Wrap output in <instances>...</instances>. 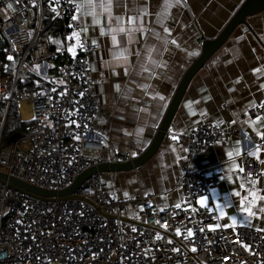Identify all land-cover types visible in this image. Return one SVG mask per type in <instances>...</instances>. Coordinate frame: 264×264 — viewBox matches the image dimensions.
I'll list each match as a JSON object with an SVG mask.
<instances>
[{"label": "built area", "instance_id": "2783aa9c", "mask_svg": "<svg viewBox=\"0 0 264 264\" xmlns=\"http://www.w3.org/2000/svg\"><path fill=\"white\" fill-rule=\"evenodd\" d=\"M46 2L53 15L49 22ZM73 15L77 20H72ZM55 23L60 24L57 31ZM74 31L79 40L68 39ZM0 33L19 60L14 79L0 81V98L9 97L10 104L15 95L18 103L30 105L32 114L27 135L0 148V172L60 192L92 167L126 162L143 153L132 142L128 152L115 157L106 150L103 136L112 117L96 95L91 62L100 45L89 41L73 0H0ZM80 43L83 48L77 46ZM69 45L75 47V57ZM30 61L40 65L35 74L48 85L24 96L16 92V84L20 73L31 70ZM60 62V72L51 73L50 65ZM262 103L264 99L243 118L264 117ZM230 135L244 139L241 130L214 122H201L177 133L187 143L189 161L226 146ZM250 142L241 154L244 171L239 180L245 185L264 175V161L256 155L264 139L253 136ZM222 177V173L186 167L171 192L130 199L116 198L101 173L86 179L74 197L54 200H41L0 183V264H264V229L224 227L212 218L218 215L215 210L198 206L200 196L209 201L212 186ZM176 191L183 194L180 208L160 201ZM209 223L221 227L210 230ZM178 227L180 236L176 235ZM189 228L191 237L187 236Z\"/></svg>", "mask_w": 264, "mask_h": 264}, {"label": "crops", "instance_id": "0c3cea01", "mask_svg": "<svg viewBox=\"0 0 264 264\" xmlns=\"http://www.w3.org/2000/svg\"><path fill=\"white\" fill-rule=\"evenodd\" d=\"M244 1L185 0L184 6L170 8L164 19H160L158 13L165 0H122V7L112 9L113 20L102 15L99 23H94L90 15L79 13L89 41L95 40L100 45V50L92 53L91 62L96 95L112 117L103 136L111 157L128 152L131 142L142 151L150 146L182 77L201 55L203 41L218 37ZM113 2L115 4L116 0ZM137 8H143L145 14L139 16L135 24H129L127 18L135 15ZM117 16L121 17L125 28L137 30L131 35L115 33L118 43L114 44L109 25L117 26L114 19ZM248 22L249 26H240L194 77L156 156L134 172L115 173V176L104 174L108 183H115V192L111 190L116 198L171 192L183 170L190 167L203 169L207 174H223L220 182L211 188L208 207L198 203L201 209L216 211L217 204H229L226 214L241 217L239 198L233 193L240 191L247 195L252 187L251 182L244 188L239 187L241 154L251 146L250 138L258 136L257 131H264V120L250 123L255 118H243L264 99L261 87L264 84V12L249 18ZM165 27L170 29V35L163 31ZM124 49L127 59H117ZM30 63L31 66L35 64ZM57 66L58 63L50 65V72L58 74ZM257 68L261 72H257ZM161 96L165 99L161 100ZM18 104L22 121L29 122L30 119H23L21 103ZM201 122L241 130L244 139L230 135L226 146L212 148L189 161L187 143L181 142L177 133ZM256 155L264 161V147L257 149ZM137 173L142 180L140 186L136 181ZM255 182L259 193L264 195V175ZM125 191L128 197L124 196ZM165 200L181 205L183 194L176 191L160 199ZM261 206L264 201L254 206L257 216L253 218L255 226L252 228L264 229L261 227L264 214L259 213ZM220 223L231 224L226 217H221Z\"/></svg>", "mask_w": 264, "mask_h": 264}, {"label": "water", "instance_id": "95a60500", "mask_svg": "<svg viewBox=\"0 0 264 264\" xmlns=\"http://www.w3.org/2000/svg\"><path fill=\"white\" fill-rule=\"evenodd\" d=\"M262 12H264V0H245L238 11L235 13V15L232 17V19L228 22L226 27L223 29V31L218 35V37H216L215 39L206 40H204L203 38L204 41L202 44L201 55L189 67V69L182 77L152 143L145 151H143L140 156L126 162L104 163L97 167H92L82 173L71 187L60 192L39 188L21 179L9 176L8 174L3 172H0V183L8 184L10 187L17 191H21L27 195L35 196L41 200H54L56 198L64 199L74 197L73 194L78 190L83 182L96 173H126L141 169L149 161H151L160 150L194 77L205 67L208 61H210V59L228 42V40L240 26L243 25L248 27V19ZM7 113L8 111L5 114V119L0 130V141ZM20 137V133L14 134L7 141V145L10 146L14 144L18 139H20Z\"/></svg>", "mask_w": 264, "mask_h": 264}, {"label": "snow or ice", "instance_id": "6c2138e0", "mask_svg": "<svg viewBox=\"0 0 264 264\" xmlns=\"http://www.w3.org/2000/svg\"><path fill=\"white\" fill-rule=\"evenodd\" d=\"M73 2L75 3V11L76 13H81L83 12L85 15H90L93 19L94 23H99V17L102 15H107L108 19L111 21L113 20V16H112V9L113 7H122V0H116L115 4L113 2V0H79V2H75V0H73ZM185 0H165L164 4L161 6V11L160 13H158V16L160 19H164L168 16V10L170 8L173 7H182L184 6ZM135 11V15L133 16H129L128 19V23L129 24H135L136 20L138 19L139 16L144 15L145 11L143 8H137L134 10ZM72 20H77V16L73 15ZM116 21V27H112L111 24L109 25V30L113 33L112 35V41L114 44L118 43L117 41V35L115 33H126L128 35H131V33L133 31H136V28H125L123 26V22L121 17L117 16L114 18ZM101 34H104V29L101 28ZM163 31L170 35V29L168 27H165L163 29ZM72 37H76L77 40H79V33L77 32H72L70 36H68V39L71 40ZM93 44L96 43L95 40L92 41ZM173 44L176 43L175 40L172 41ZM80 48H83L84 45L82 43L77 45ZM59 51V49H58ZM68 51L70 53H72L73 57H75L76 52H75V47L72 45H69L68 47ZM126 52L127 50L124 49L121 51V53L119 54V56H117V59H127L126 56ZM190 55H195V53H190ZM9 60H13L12 56L8 57ZM39 69H40V65H36L35 66V70L37 71V74H39ZM257 72H261L260 68L256 69ZM61 83H64L63 81H61ZM119 88V86H117ZM262 88H264V84L261 85ZM53 92H56V89L53 88L52 89ZM67 89H65L64 92H61L60 95L63 96L65 95ZM43 95V93H41ZM83 92L78 93V95H80L81 97L83 96ZM49 101L51 102L52 97L49 96L48 97ZM161 100H164L165 97L161 96L160 97ZM75 103V102H74ZM189 104H191V101H189ZM261 108H264V103H262L260 105ZM36 117L33 116V119H35ZM262 120H264V118H262L260 115H257L255 117V121L252 122L250 121V123H257V122H261ZM73 123H77L75 121H73ZM77 127H79V124L77 123ZM142 131V130H141ZM256 135H258L261 139H264V131H257ZM76 139H80L79 135L76 136ZM173 139L175 140L176 137L173 136ZM258 151H259V146H258ZM229 156H232V153L229 152L228 153ZM240 172H243L244 169L242 167H240L238 169ZM252 187L251 189L248 191L247 195H242L240 191H236L233 193V195L235 197L239 198V205H240V212H241V217L238 219L236 215H232V214H226L225 212V208L230 207L229 204H217L216 205V212H218V215H213V219H215L216 221H219L221 217H226L227 221L231 222V225L235 226V225H240V226H244V227H248V228H252L254 227V220L253 218L257 216V211L254 210V206L257 204L258 201H264V195H261L259 193V191L257 190V188L255 187L256 182L255 181H251ZM240 188H244L245 184L241 183L239 185ZM124 196L128 197L129 193L127 191L124 192ZM207 197L205 196H200L199 200L197 201L200 205L205 206L206 208L208 207L207 204ZM176 208H180L181 205L180 204H176L175 205ZM141 208H143V206H141ZM161 211H163V208L160 209ZM208 211L211 212L212 209L208 208ZM259 213L264 214V206H261L259 208ZM18 223H21V221H17ZM157 223L159 224L160 221L158 220ZM224 227H227L228 224L225 223L223 225ZM207 227L211 230L214 228H220L221 224L220 223H216V224H212L209 223L207 225ZM261 227H264V225H262ZM258 231L260 229H257ZM132 231H136V228L133 227ZM204 229L203 227H201L200 232L203 233ZM176 235L180 236L181 235V231L180 228H176ZM187 236L191 237L193 236V232L192 229H187ZM156 239L159 240L161 239V235L160 233H156ZM171 241H169L170 243ZM243 246L245 248H249L250 246L247 243H244ZM197 249L195 247L192 248V251L195 252ZM148 250L146 249L145 252H147ZM173 251H179V249H173Z\"/></svg>", "mask_w": 264, "mask_h": 264}, {"label": "trees", "instance_id": "16d2710c", "mask_svg": "<svg viewBox=\"0 0 264 264\" xmlns=\"http://www.w3.org/2000/svg\"><path fill=\"white\" fill-rule=\"evenodd\" d=\"M45 11L47 15V21L49 22L53 15L51 11L49 10V4L46 2L45 5ZM60 27L59 23L54 24V29L57 31ZM54 29H51L50 32H53ZM49 35H53V33H50ZM6 45L4 43L0 44V60L1 62L5 60V54L3 53V48ZM61 63H58L59 66H57V69H61ZM6 64L5 69L3 68ZM4 65L0 66V80L3 77L11 76L15 70L16 62L15 61H6ZM60 68V69H59ZM57 70V72H58ZM48 85L47 80L37 77L36 75L32 73H21L19 76V80L16 85V92H19L23 94L24 96L29 95V93L36 91L38 89L46 88ZM8 99L7 98H0V127L2 124V120L7 113V117L5 120L4 128L2 131V137H1V148L8 147L7 141L16 133H20L21 137H25L28 133V128L30 125V122H24L21 119L20 112H19V104L17 102V99L14 95L13 99L11 100L9 106H8Z\"/></svg>", "mask_w": 264, "mask_h": 264}, {"label": "rangeland", "instance_id": "374dc122", "mask_svg": "<svg viewBox=\"0 0 264 264\" xmlns=\"http://www.w3.org/2000/svg\"><path fill=\"white\" fill-rule=\"evenodd\" d=\"M1 43H4L6 46L3 48V53L5 54V60L4 61H2L1 62V60H0V66H2V65H4L5 64V62L6 61H15L16 62V67H15V70H14V72H13V74L11 75V76H7V77H3L0 81H3L4 83H6L7 81H9V80H13L14 79V77H15V75H16V71H17V69H18V67H19V60H18V58H17V56H16V54H15V52L9 47V44H8V42L3 38V36L1 35V33H0V44ZM9 56H12L13 57V60H9L8 59V57ZM35 64L34 65H32V68H31V70L29 71V70H26V71H24V73H32V74H34V75H36L37 76V74H35L36 73V70H35ZM5 67H6V64L4 65V69H5ZM6 70V69H5ZM23 73V72H22ZM21 74V73H20ZM20 76V75H19ZM38 77V76H37ZM41 78V77H40ZM18 80H19V77H18ZM18 80H17V82H18ZM17 85V84H16ZM7 99H8V101H9V97H7ZM22 103V102H21ZM8 106H9V104H8ZM4 119H5V116H4V118H3V120H2V123H3V121H4ZM1 126H2V124H1ZM0 130H1V127H0ZM1 132V131H0ZM0 143H1V141H0ZM1 148V147H0ZM2 149V148H1ZM132 172H134V171H132ZM127 173V172H126ZM106 175H112V176H115L114 174L115 173H113V172H109V173H105ZM136 175V181H137V185H141V179H138V177L140 176V173H137V174H135ZM104 179L106 180V176H104ZM109 184H111V188L113 189V191L115 192V183L113 182V183H109Z\"/></svg>", "mask_w": 264, "mask_h": 264}, {"label": "bare ground", "instance_id": "6f19581e", "mask_svg": "<svg viewBox=\"0 0 264 264\" xmlns=\"http://www.w3.org/2000/svg\"><path fill=\"white\" fill-rule=\"evenodd\" d=\"M29 111H31L30 105H28V103L25 101L22 102L21 103V112L23 115V119L26 121L32 118V114Z\"/></svg>", "mask_w": 264, "mask_h": 264}]
</instances>
